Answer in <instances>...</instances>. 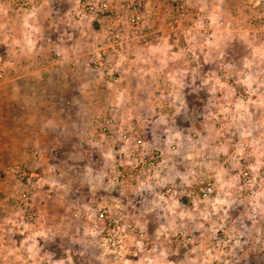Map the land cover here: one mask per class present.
Segmentation results:
<instances>
[{
  "label": "rangeland",
  "instance_id": "1",
  "mask_svg": "<svg viewBox=\"0 0 264 264\" xmlns=\"http://www.w3.org/2000/svg\"><path fill=\"white\" fill-rule=\"evenodd\" d=\"M82 1L58 12L75 5L95 29L98 17L114 24L104 32L114 47L95 51V65L113 48L138 56L126 42L165 38L191 75L140 64L145 76L126 82L108 67L99 90L66 95L77 105L62 98L65 148L42 178L35 222L11 199L21 189L0 196L21 230L8 246L0 237L4 264H264V64L253 70L252 42L264 0H105L117 15ZM132 2L144 15L137 30Z\"/></svg>",
  "mask_w": 264,
  "mask_h": 264
},
{
  "label": "crops",
  "instance_id": "2",
  "mask_svg": "<svg viewBox=\"0 0 264 264\" xmlns=\"http://www.w3.org/2000/svg\"><path fill=\"white\" fill-rule=\"evenodd\" d=\"M16 1L0 0V171L6 174V180L0 181V196L23 188L21 181L5 172L11 161L23 162L33 171L41 170L40 181L46 180L45 175L56 166L52 156L65 148L61 134L64 124L69 122L66 116L56 115L57 107L65 106L63 100L77 105V101L66 98L71 91L99 90L100 76L108 72V67L124 73L126 82L134 80V76H145L146 72L137 70L140 64L146 70L155 63L158 67L155 74L160 78L170 74L181 78L191 75L184 72L187 71L184 61L175 63L178 65L175 68L172 61L177 59L176 52L170 50L174 44L167 45L170 40L165 38L147 47H137L134 43L129 47L126 42L123 50L127 52L130 48L138 55L129 60H124L114 48L109 49L106 51L108 64L99 67L93 54L99 48L114 47L104 33L114 24L105 25V19L98 17L97 22L101 24L96 23L101 28L95 29L89 20L93 17L86 20L85 13L81 16L84 19L81 18L82 11L75 5L70 6L73 10L70 16L58 12L62 9L59 6L62 0H42L34 8L17 6ZM255 33L252 42L257 52L253 70L259 73L264 64V30ZM104 41L109 44H103ZM71 120H77V116H71ZM31 149H37V157L31 155ZM8 209L0 198V237L4 246H8L12 233L19 240L21 231L18 221L8 217L12 214Z\"/></svg>",
  "mask_w": 264,
  "mask_h": 264
},
{
  "label": "built area",
  "instance_id": "3",
  "mask_svg": "<svg viewBox=\"0 0 264 264\" xmlns=\"http://www.w3.org/2000/svg\"><path fill=\"white\" fill-rule=\"evenodd\" d=\"M42 3V0H17V6H30L31 8L37 7ZM82 5L90 10L92 13H106L111 12L117 15L119 12L114 10L112 6L108 3V1L102 0H84L82 1ZM129 8L131 9L130 14V21L135 30L138 29L139 25L141 24L142 17L144 16L142 13V9L137 2H132L129 4ZM255 22L254 25L258 26V30H264V8L261 10L260 13L254 18ZM116 42V39H115ZM45 65V62L42 63ZM2 76V72L0 71V77ZM30 153L32 156L37 157L38 151L37 149H31ZM6 172L10 173L15 176L19 181L22 182L23 188L19 191V193L12 196V201L17 205L19 208H24L25 213L23 218L26 219V222L32 223L36 220V211L32 207L34 204V199L38 191H40V176L35 171L31 170L27 165L23 162H12L10 163L7 168ZM212 188L209 187V191ZM46 195L50 196L54 192V188L48 187L45 188ZM23 229H26L24 226ZM5 254L0 251V264L5 263Z\"/></svg>",
  "mask_w": 264,
  "mask_h": 264
}]
</instances>
